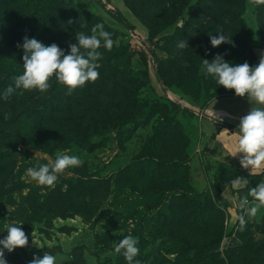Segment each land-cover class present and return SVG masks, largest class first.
I'll use <instances>...</instances> for the list:
<instances>
[{
	"label": "rangeland",
	"instance_id": "1",
	"mask_svg": "<svg viewBox=\"0 0 264 264\" xmlns=\"http://www.w3.org/2000/svg\"><path fill=\"white\" fill-rule=\"evenodd\" d=\"M64 1L66 4L59 0H0V24H71L76 26L73 34L91 35L92 27L102 23L114 45L111 50L103 46L98 50L102 58L97 61V83L112 95L114 81L124 76L127 93L122 96L123 106L133 108L125 116L124 132L112 129L90 134L78 122L56 128L50 120L72 118L61 111L52 113L50 108L47 111L38 107L49 106L50 92L36 90L31 94L34 100L24 103L34 108L19 113L18 107L16 118L5 119L6 126L0 134V239L7 236V225H20L28 237L26 247L11 253L4 250L7 264H29L34 256L42 258L46 252L56 256V264H113L119 257L114 250L116 243L129 234L139 241L141 264H153L154 258L165 264H171L166 260H190L193 253L178 258L181 245H173L161 230L163 219L174 192L192 196L189 162L202 141L200 115L204 107L214 99L236 96L234 90L219 86L202 71L206 38L200 42L197 37H183L187 43L183 49L178 47L180 35L172 38L188 24L200 0H107L110 8L123 12L136 31L105 12L97 0ZM244 1L243 18L250 31L248 56L238 48L245 36L225 25L239 24L232 8L229 11L226 4L219 2L207 23L208 37L227 35L234 46H212L209 62L220 54L234 65L247 62L256 66L264 56L260 25L264 17L257 7L259 3ZM221 30L224 33H217ZM163 38L170 39L158 44ZM114 50L123 53L116 59L112 57L104 67L102 61ZM160 67L170 85L158 78ZM97 83L92 82L98 86ZM178 94L202 106L186 103ZM6 127L9 131H4ZM107 127L103 122L99 128ZM10 130H14V136H10ZM78 136L90 138L83 141ZM58 152L78 156L82 166L67 169L51 187L40 186L27 176L28 168L53 161ZM204 169L206 180H197L198 188H206L207 201L215 206L214 212L218 211L214 220L222 224L225 234L218 249L222 258H226V248L240 244L246 237H253L252 244L257 248L263 245L264 207L252 216L248 209L255 205L248 193L264 179L251 177L246 184L242 182V187L233 188L231 181L236 177L225 166L204 162ZM163 192L167 201L154 209ZM246 196L250 203L242 209L240 201ZM164 230L168 231L166 227ZM154 248L156 254L152 253ZM240 261L255 264L251 258Z\"/></svg>",
	"mask_w": 264,
	"mask_h": 264
},
{
	"label": "trees",
	"instance_id": "2",
	"mask_svg": "<svg viewBox=\"0 0 264 264\" xmlns=\"http://www.w3.org/2000/svg\"><path fill=\"white\" fill-rule=\"evenodd\" d=\"M59 1L66 4L64 0ZM219 2L221 4H226L225 6L229 11L230 7L232 8L231 12H233L234 19L237 20L239 24L225 25L231 26L237 33L245 36V41L239 42L238 48H242L243 56L247 57L250 52V47L248 45L250 31L243 18L244 0H200L198 5L193 8L188 24L181 27L177 35L172 38L176 39L180 35L178 39L182 40L183 37L192 36L197 37L200 42H203L206 38L208 40L206 42L207 50L202 57L209 60L211 57L212 45L210 37H208L210 24L207 23L212 19L211 13L214 12V5H217ZM97 3L105 12L117 19L123 26L136 31V26L130 22L120 9L110 8L107 3L101 0H97ZM257 7L260 8L262 17H264V3H259ZM260 25L264 43V24ZM75 29L76 26L73 27L71 24H0V134L3 131L2 127L6 126L5 116H13L16 118V114L18 116L21 111L24 112L34 108L24 103L34 100L35 96H31V94L36 90L27 91L17 89L9 99H3L5 88L8 85L14 87L12 77L23 74L24 71L22 59L24 55L22 49L23 38L27 36L31 39L34 35L38 36L39 38L37 40L45 46L56 43L65 51V54H67L70 50L69 45L76 43V34H73ZM169 39L170 38H163L158 44L160 43V45H163L166 40ZM18 45H20V47H18ZM121 53H123V51L114 50L102 61V63H104L102 65L107 67L109 60L112 57V60L116 59ZM106 72L103 73V76L106 75ZM157 75L165 84L170 85L166 80V73L163 68H157ZM97 82L96 80V83ZM125 84V77L118 76L114 81V94L112 95L106 93L104 88L102 90L101 85L98 84V86H96L92 84V82H86L84 87L77 88L71 95H66L67 88L61 86V84L57 83L53 78L51 80L52 86L47 90L50 92V101L47 102L49 106L38 107H44L47 111L50 108L52 109V113H59L61 111L72 118L71 120L62 121L50 120V123L56 128L63 126L65 123L68 125H78V123H80L81 126H85L86 131L90 132V134L94 131L99 134L101 131L112 129H118L119 132H124V130L127 129V123L124 120L125 116L128 114L129 109L133 108V106H130L126 109L123 106L124 97L122 96H126L127 93ZM123 91L125 94H122ZM24 99L27 100L23 101ZM106 99L109 100L107 101ZM18 107H20L19 113H17ZM111 110L115 111L114 114L110 112ZM104 116H109L111 118L105 119L103 118ZM103 122L109 126L105 128V130L99 128ZM4 131L9 130L6 127ZM11 131L13 132L14 130H10V136H14ZM89 138L90 136H86L85 140L82 137L79 139L86 141ZM217 165L228 168L236 178L242 177L243 180L247 181H249L248 179L251 177H261L264 179L263 174H250L245 170L223 163ZM71 180L76 179L73 178ZM191 187L192 191L190 194L192 196L187 195V192H174L171 198L172 203L169 202L168 205L169 214L166 213L167 217L163 219L164 223L161 230L173 241V245H181V250L177 251L179 254L178 258L183 256L186 257L191 253L194 254V258L183 260V262H180V259H177L174 263L172 260H166V262L171 264H201L199 262L202 261V264H240L241 258L249 260L251 258L253 263L261 264L258 259L264 261V243L258 248L253 246V237H246L240 244L226 248L224 250L226 258H222V253L218 249L225 234L222 224L220 226L214 220L215 214L218 211L214 212L215 206L207 201V197L204 195L206 188L202 191H198L194 187L193 182ZM157 201L158 202L153 207L154 209L160 208L161 205L167 201L164 192ZM164 227H166L168 231L164 230ZM262 232L264 233V228ZM193 234H201L203 237L199 239L198 237L192 236ZM156 252L157 248H154L152 253L156 254ZM197 256L198 258H196ZM141 257L142 252H139L136 259H140ZM144 257H148L147 254H144ZM152 263L165 264L162 260L158 262L155 258ZM113 264H127V261L121 253Z\"/></svg>",
	"mask_w": 264,
	"mask_h": 264
},
{
	"label": "clouds",
	"instance_id": "3",
	"mask_svg": "<svg viewBox=\"0 0 264 264\" xmlns=\"http://www.w3.org/2000/svg\"><path fill=\"white\" fill-rule=\"evenodd\" d=\"M256 3H264V0H256ZM217 33L224 32L221 30ZM75 39L76 43L70 44V50L65 54L56 43L45 46L36 38L29 39L25 36L22 44L23 74L12 77L14 87L8 85L5 88L3 99H9L17 89L46 92L52 86L53 78L67 87L66 95L84 87L86 82H95L99 78L97 61L102 58V53L98 50L101 46L107 50L112 49L114 41L111 33L104 30L102 23H97L92 27L91 35L77 32ZM210 42L213 47L225 43L233 44L232 37L223 34L218 37L210 35ZM178 47H187L186 41L182 40ZM202 71L212 76L219 86L234 90L237 97L246 96L252 103L249 112L240 118L237 153H243L240 164L244 169L250 168V173L260 170L264 166V56L258 65L250 66L247 62L234 65L217 54L211 62L203 60ZM82 164L83 161L78 156L58 152L53 161L38 163L35 167L28 168L26 174L38 185L51 187L67 169L80 167ZM242 180V177L232 180V187L240 188L247 183V180H243L242 184ZM248 196L253 198L255 205L248 210L255 216L259 209L264 207V181L251 188ZM249 203L248 197H243L240 207L246 208ZM240 223L243 227V216L240 217ZM6 231L7 236L0 239V264H7L4 250L11 253L16 248L28 245V237L20 225H7ZM138 243L137 238L130 234L125 235L116 243L114 250L117 254L122 253L127 264H141V261L136 259L140 252ZM56 259V256L46 252L42 258L34 256L29 264H56Z\"/></svg>",
	"mask_w": 264,
	"mask_h": 264
},
{
	"label": "crops",
	"instance_id": "4",
	"mask_svg": "<svg viewBox=\"0 0 264 264\" xmlns=\"http://www.w3.org/2000/svg\"><path fill=\"white\" fill-rule=\"evenodd\" d=\"M178 95L180 98L184 96L183 101L186 103L193 102L197 107L202 106L201 103L195 102L189 96ZM252 106L247 97L224 96L214 99L204 107L200 133L202 141L190 162L193 185L198 191L204 190L198 188L197 182V180H206L204 162L212 165L223 163L250 173V168L244 169L241 166L240 159L243 153H237V149L240 118L246 115ZM250 174L264 175V166Z\"/></svg>",
	"mask_w": 264,
	"mask_h": 264
},
{
	"label": "built area",
	"instance_id": "5",
	"mask_svg": "<svg viewBox=\"0 0 264 264\" xmlns=\"http://www.w3.org/2000/svg\"><path fill=\"white\" fill-rule=\"evenodd\" d=\"M101 1L107 3V0H101ZM200 117H204L203 113L200 115ZM19 150H21V147H19Z\"/></svg>",
	"mask_w": 264,
	"mask_h": 264
}]
</instances>
